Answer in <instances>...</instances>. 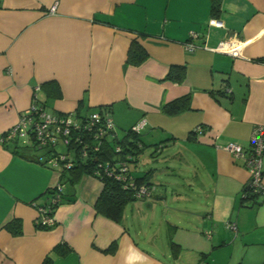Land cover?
Here are the masks:
<instances>
[{"label": "crops", "instance_id": "0c3cea01", "mask_svg": "<svg viewBox=\"0 0 264 264\" xmlns=\"http://www.w3.org/2000/svg\"><path fill=\"white\" fill-rule=\"evenodd\" d=\"M213 2L1 1L0 139L35 98L51 114L106 110L118 138L145 120L130 169L153 191L115 223L94 210L99 179L71 182L42 164L47 150L28 146L27 160L0 141V264H264V194L244 200L249 174L224 150H247L264 125V0H220L216 14ZM221 42L230 52L215 50ZM132 44L146 54L137 65L126 63ZM185 98L183 111L163 110ZM59 183L54 226L38 229Z\"/></svg>", "mask_w": 264, "mask_h": 264}, {"label": "built area", "instance_id": "2783aa9c", "mask_svg": "<svg viewBox=\"0 0 264 264\" xmlns=\"http://www.w3.org/2000/svg\"><path fill=\"white\" fill-rule=\"evenodd\" d=\"M211 25L222 27L223 23L218 20H211ZM196 34H191L192 38ZM196 46L192 43H186L187 52L192 53ZM219 52H230L228 42H221L215 49ZM33 104L20 114L19 120L1 136V142L20 143L23 147L36 146L45 148L49 151V159L46 162L51 167H62L65 169L71 168L77 159L86 160L89 154L99 151L104 140H119L115 133L113 120L106 110L97 112L93 111L88 115L77 117L74 113L67 114H51L42 109L36 103ZM145 120H140L131 131L139 134L146 126ZM202 127H196L194 134H201ZM61 144L65 147V154L58 153L56 147ZM116 153L122 152L119 145L113 148ZM224 150L230 153L235 159H240L243 167L247 169L249 174L248 188L253 194H264V169H262V153H264V125H257L251 130L250 142L247 150L242 146L234 143H228L224 146ZM76 151L78 158H76ZM130 155H125L124 158L115 156L111 161L100 163L92 176L112 177L119 181L124 188H130L133 191V196L136 199H144L152 194L153 186L148 183H140L135 185L134 178L129 167ZM101 180V179H99ZM55 195L50 198L53 204L58 202L61 197L63 187L57 184L54 187ZM47 207H38V220L36 225L51 228L54 226L53 215L48 214ZM234 224H227V229L235 230Z\"/></svg>", "mask_w": 264, "mask_h": 264}, {"label": "trees", "instance_id": "16d2710c", "mask_svg": "<svg viewBox=\"0 0 264 264\" xmlns=\"http://www.w3.org/2000/svg\"><path fill=\"white\" fill-rule=\"evenodd\" d=\"M1 1L2 0H0V6H1ZM219 7H220V0H214L213 9H212L214 14L218 12ZM128 51L129 53H128V58H127L126 63L137 65L140 62L144 61V59L146 58L145 52L141 50V48L138 47L136 44H132L131 48L128 49ZM183 72L184 71L182 68H179V69L176 68L173 70V72H170L169 78L175 81H180L184 75ZM186 105H187V99L185 98V99L178 100L177 102H174L166 106L163 110H165L166 113H169V114H176V113L183 111L184 108H186ZM82 109H83V106L81 104V106L78 107V111L74 112V114L77 117H82L92 112L90 111L84 114V113H81ZM95 111L101 112L103 111V109L98 108ZM139 143H140L139 136L133 133L130 129L123 135L122 138H119V140H116V139L104 140V142L101 144V147L99 148V151L96 153L91 152L89 154V157L86 160L77 159L74 165L69 169H65L62 166L61 175H63L64 177L65 176L64 174H66L68 176L67 179L71 182L76 181L79 178V176H81L82 174L93 175V173L97 169L98 164L100 163L111 161L115 158V156H119V155L123 158L125 155H130V157L133 156V154H135V150H137ZM4 144H5V147L9 148L12 153L17 154L20 157L27 159V160H35L32 154H28L24 152L27 147L21 146L20 143L4 142ZM117 145L120 146V148L122 149V152L120 153L115 152L113 148H115ZM33 148L35 149L33 152H35L36 150H41V149L45 150V148H38L36 146H33ZM44 155L45 156L49 155V151L46 152ZM76 158H78L77 151H76ZM130 161L131 160H129V167H130ZM44 163L46 162H43L42 164ZM132 176L134 178L133 184L135 185L139 186L140 183L148 182L145 177L136 178L134 175ZM98 178L101 179L100 181L103 183L102 184L103 188H102L100 195L97 196L98 199L96 201L94 210H96L98 214H101L105 218H108L110 221L115 222V223H120L122 216H123V208L125 207L126 204L136 199L133 196V191L130 188L128 189L124 188L123 185L120 184L121 182L119 183V181L115 180L112 177H108V175L103 176L102 178L101 177H98ZM250 191L251 190L248 188V186H246L245 189L243 190L244 192L243 198L244 200L251 201L252 202L251 204H254L259 194L258 193L253 194ZM47 193L49 194V200H50V198L55 195L54 187L53 189L49 190ZM63 195L64 194L62 191L61 197L60 199H58V202L56 204H53L51 201H49L48 204H46L45 206H42V207H47L49 209L48 210L49 215L54 214V211L56 210V208L62 201L61 198H63ZM17 223L18 221H12L5 226L8 230L12 231V233L18 234L19 227L17 226ZM14 228H16V231L14 230ZM37 228L42 229V230L49 229L44 226H40L38 224H37ZM111 248H113V246ZM65 252L66 251L63 248H61V246L54 247V250H53V253H56L57 255H63L65 254ZM50 259H51V256H48L44 260L43 264H50L51 262Z\"/></svg>", "mask_w": 264, "mask_h": 264}, {"label": "rangeland", "instance_id": "374dc122", "mask_svg": "<svg viewBox=\"0 0 264 264\" xmlns=\"http://www.w3.org/2000/svg\"><path fill=\"white\" fill-rule=\"evenodd\" d=\"M121 135H122V133H119V137H121ZM66 149H65V147L64 146H62L61 144H58V147H56V150L55 151H57L58 153H61V154H65L66 153V151H65Z\"/></svg>", "mask_w": 264, "mask_h": 264}]
</instances>
